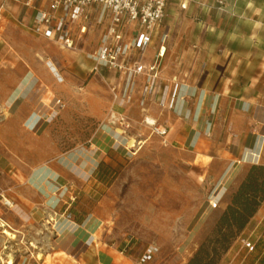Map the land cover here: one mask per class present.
Instances as JSON below:
<instances>
[{
	"label": "rangeland",
	"instance_id": "374dc122",
	"mask_svg": "<svg viewBox=\"0 0 264 264\" xmlns=\"http://www.w3.org/2000/svg\"><path fill=\"white\" fill-rule=\"evenodd\" d=\"M193 1L199 3V8L174 23L168 53L173 61L179 52L201 40L197 34L202 30L220 29L230 33L228 38L208 37L206 42L225 43L231 49L257 46L264 50V0H190V3ZM3 46L11 52L17 47L26 53L37 43L14 32L5 35L0 23V48ZM1 61L0 168L18 179L13 173L20 176L16 170L22 167L15 163L54 159L52 168L65 176L68 189L65 192L71 196L65 205L71 203L72 218L86 224L92 235L96 227L101 240L114 243L131 240L141 248L153 247L156 258L161 259L158 264H186L227 205L249 165L239 164L231 171V166L224 168L218 158L210 164L211 158L203 151L170 148L155 132L138 123L128 126L123 121L118 123L117 132L114 129L110 132L106 117L102 120L94 115L107 113V106L92 109L87 96L92 93L102 96V87L87 91L80 84L70 88L66 86L70 81L60 82L51 73L55 84L46 95L36 78L28 79L24 74L17 83L23 71L5 72L6 62ZM172 66L168 65V72H174ZM133 80L137 83L142 80L140 87L144 84L140 76H134ZM119 82L121 79L117 77L116 87ZM190 91L192 97L194 93ZM51 92L53 97L48 100ZM186 98L178 102L186 103ZM29 112L24 120L23 114ZM38 126L41 127L37 129ZM18 127L30 131L24 133ZM43 130L46 132L42 134ZM84 161L95 164L94 168L100 172L90 179L78 180L71 173ZM60 179L61 176L55 179L56 188L57 183H62ZM213 201L218 203L215 208L211 207ZM242 239L251 241L254 248L242 246ZM260 239L256 231L244 229L218 264H258L254 261L264 248L258 242ZM47 241L37 248L39 262L60 264L65 257L59 251L62 245H53L56 241L52 234ZM1 263L4 262L0 260Z\"/></svg>",
	"mask_w": 264,
	"mask_h": 264
},
{
	"label": "crops",
	"instance_id": "0c3cea01",
	"mask_svg": "<svg viewBox=\"0 0 264 264\" xmlns=\"http://www.w3.org/2000/svg\"><path fill=\"white\" fill-rule=\"evenodd\" d=\"M47 2L48 0H35L36 5ZM183 2L187 4L185 7L180 6ZM197 4L199 3H190V0H170L163 22L154 33L145 53L146 62H149L156 51L163 28L168 26V39L160 63L159 77L162 83L169 86V95L179 93L175 110L168 106L160 107L150 99L143 101L144 84L140 87L142 80L135 82L125 108L115 104L113 94L110 97V85L115 86L114 81L119 75L105 67L94 70V61L89 57L97 48L104 28L93 21L88 22L84 34H79L77 29H73L74 44L73 47L67 48L31 31L34 9L26 8L21 3L2 0L0 23L5 35L14 32L21 37L27 36L36 42L37 46L27 49L26 53L17 47L12 48L13 53L3 46L0 48V59L6 62L3 63L5 72L23 71L17 83L24 74L28 79L36 78L38 84L41 83L44 87L46 95L55 84L46 61L56 67L55 70L61 77L60 82L70 81L66 85L70 88L80 84L81 89L87 91L102 87V96L96 93L87 96L88 101L92 103V109L97 108L96 106L104 109L107 106V113L99 115L96 112L94 115L102 120L106 117L110 132L112 129H118V120L124 117L128 126L138 123L140 127L150 129L154 133L152 125L148 123L152 120L153 124L165 130L164 135L154 134L170 148L193 153L203 151L211 158L210 164L218 158L224 168L230 165L231 171L239 164L242 167L258 163L264 165V50H259L257 46L231 49L225 43L206 42L208 37L228 38L230 33L220 29L202 30L197 34L200 41L195 40L190 47L179 52L174 61L168 57L174 23L186 18L190 11L198 7ZM168 65H173L171 68L174 72L167 71ZM117 86V94H120L122 82ZM188 89L191 90L190 94L194 93L192 97L189 96ZM184 91L186 95L183 94ZM50 97L53 95L49 96L48 100ZM185 97L186 103L178 102ZM30 112L23 114L24 120ZM17 129L24 133L28 130L27 127ZM44 132L46 131L43 130L42 134ZM53 162L56 161L44 159L37 163L25 160L15 163L22 167L16 170L22 179L17 172L13 175L18 179H14L0 168L1 262L8 264L11 257V264H44V261L39 262L37 248L40 244H46L49 234H52L56 241L53 245H62L59 251L65 253L60 264H142L140 257L149 245L141 248V245L135 246L131 240L121 243L101 240L97 233L98 228L95 227L92 235L86 229V224L76 222L72 218L74 212L71 203L65 205L67 199L71 198L70 192H65V189L68 190L65 188V176L52 168ZM9 165L13 166L12 163ZM77 166L78 169L72 170L71 174L78 180L90 179L98 173L93 163L84 161L79 162ZM59 176L62 183L56 182L59 186L56 188L54 182ZM221 192L222 189L219 190L218 196ZM1 196L11 202L10 207L3 205ZM3 229L10 231L12 236L5 235ZM245 229L256 231L258 239H263V242L262 239L258 240L259 244L264 246V200ZM13 246L16 251L12 250ZM51 255H54V252ZM160 261L154 253L144 264H158ZM254 262H264V248Z\"/></svg>",
	"mask_w": 264,
	"mask_h": 264
},
{
	"label": "built area",
	"instance_id": "2783aa9c",
	"mask_svg": "<svg viewBox=\"0 0 264 264\" xmlns=\"http://www.w3.org/2000/svg\"><path fill=\"white\" fill-rule=\"evenodd\" d=\"M8 1L34 9L31 31L67 48L73 47L74 28L79 34H84L88 22L103 25L97 48L89 57L94 61V70L105 67L119 75L121 93L117 94L116 87L110 85L115 104L125 108L135 86L133 77L140 76L144 81L143 101L150 99L160 107L174 109L179 93L169 95V86L162 83L159 77L168 39V26L163 28L156 51L149 62H146L145 55L154 33L163 22L170 0H48L39 5L35 4V0ZM181 6L185 7L184 4ZM124 120L121 117L118 123L122 124ZM152 127L155 133L165 134L160 126L153 124ZM1 198L4 206H11L8 199ZM217 204L213 201L211 207L215 208ZM241 242L249 250L253 249L250 241L242 239ZM154 253L153 247L146 248L140 263L149 261Z\"/></svg>",
	"mask_w": 264,
	"mask_h": 264
},
{
	"label": "trees",
	"instance_id": "16d2710c",
	"mask_svg": "<svg viewBox=\"0 0 264 264\" xmlns=\"http://www.w3.org/2000/svg\"><path fill=\"white\" fill-rule=\"evenodd\" d=\"M263 200L264 165L251 164L209 233L186 264H218L233 241L246 228Z\"/></svg>",
	"mask_w": 264,
	"mask_h": 264
},
{
	"label": "bare ground",
	"instance_id": "6f19581e",
	"mask_svg": "<svg viewBox=\"0 0 264 264\" xmlns=\"http://www.w3.org/2000/svg\"><path fill=\"white\" fill-rule=\"evenodd\" d=\"M46 65L48 66L49 70L53 73V75L57 78L58 81H61V77L59 76V74L57 73V71L55 70L54 66L50 63V61L46 62ZM149 124L153 125V121H149ZM5 235L7 236H12V233L10 231H8L7 229H3L2 231ZM2 261V260H1Z\"/></svg>",
	"mask_w": 264,
	"mask_h": 264
}]
</instances>
